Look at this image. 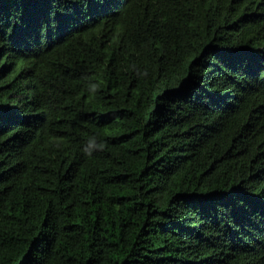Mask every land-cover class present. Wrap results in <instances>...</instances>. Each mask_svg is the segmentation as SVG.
<instances>
[{"label":"trees","instance_id":"obj_1","mask_svg":"<svg viewBox=\"0 0 264 264\" xmlns=\"http://www.w3.org/2000/svg\"><path fill=\"white\" fill-rule=\"evenodd\" d=\"M0 264H264V0H0Z\"/></svg>","mask_w":264,"mask_h":264},{"label":"clouds","instance_id":"obj_2","mask_svg":"<svg viewBox=\"0 0 264 264\" xmlns=\"http://www.w3.org/2000/svg\"><path fill=\"white\" fill-rule=\"evenodd\" d=\"M98 91H99V86H98V84H90V85H89V92H90V96H89V98H90V99H94V98H95V94H96ZM87 143H88V146H87V148L85 149V154H86V155H91V153H92L93 151H96V150H100V151H102V150H104L105 147H106V145L103 144V143H99V144H97L96 139H95L94 137L89 138V140H88Z\"/></svg>","mask_w":264,"mask_h":264}]
</instances>
